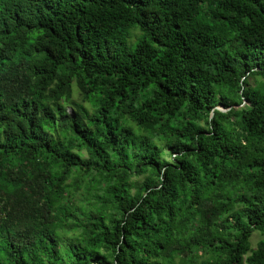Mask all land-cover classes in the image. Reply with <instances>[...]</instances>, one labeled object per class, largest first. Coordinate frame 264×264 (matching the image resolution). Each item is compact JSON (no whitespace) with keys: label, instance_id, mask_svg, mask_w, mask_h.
Wrapping results in <instances>:
<instances>
[{"label":"clouds","instance_id":"clouds-1","mask_svg":"<svg viewBox=\"0 0 264 264\" xmlns=\"http://www.w3.org/2000/svg\"><path fill=\"white\" fill-rule=\"evenodd\" d=\"M123 39L126 53L135 56L146 36L139 27L129 25ZM239 47L237 44L235 49L229 46L227 50L235 55ZM236 59V63L219 75L215 68H208L206 80L192 81L198 84L197 88L188 90L185 85H179L182 99L171 100L160 95L159 88L155 87L156 80H151L149 87L138 89L119 110L108 102L109 85L88 83L86 70L80 64L65 61L54 66L57 74L50 76L46 85H41L40 77L25 69L21 81L9 86L10 120L0 126V133L10 128L17 134L19 143L23 139L20 127L24 135L37 132V128L30 125L32 121L35 125H43L39 129L42 136L44 132L51 134L46 143L51 138L62 143L51 145L59 154L58 160L39 150L29 152L18 148L14 153L0 150V157L10 161L6 171L11 173L16 184L13 190L0 185V258L6 260L11 251L8 247L10 233L12 242L20 249L14 259L21 264L23 261L28 264H76L74 253L83 252L81 245L95 247L111 264H117L116 257L124 245L120 232L125 227L122 209L139 204L145 197L151 199L148 187L163 184L157 167L174 165L179 160L190 161L200 169L197 154H189L185 145L198 150L201 144H210L219 151L221 146L230 144L239 148V158H231L239 178L234 175L229 178L228 170L223 169L224 175L219 177L215 187L210 183L190 186L197 190L202 202L190 207L185 197L186 202L180 205L184 211L174 219L169 218L167 211L161 213L168 221L166 230L160 234L150 233L148 238L139 237L136 256L140 260H159L162 264H250V258L261 251L259 245L264 244V223L256 224L255 217L239 211L237 219L228 220L227 229L217 227L233 213L247 207L241 198L251 201L257 194L251 176L264 174V170L248 168L254 159L264 160V139L257 140L248 131L243 117L253 113V107L246 103L242 94L264 99V62L257 60L249 70L239 56ZM169 81L175 84L171 76ZM93 87L95 91L87 94ZM253 93H258L259 97ZM23 100L37 103L21 105L19 102ZM150 103L158 104L162 118H150L145 107ZM12 105L20 108L21 114L14 112ZM166 105L170 107L166 109ZM104 108L109 111L103 112ZM209 108L217 110L218 124L212 122ZM169 110L175 113L174 117H169ZM257 111L264 119V111L259 108ZM90 117L99 118L101 123H95ZM114 119L119 122L113 129L117 133L113 144L103 134V124H111ZM73 126L85 129L82 135L88 143L71 132ZM87 129L92 130L91 135ZM0 143L7 141L0 137ZM46 158L61 163L63 175L70 177L71 182L69 179L52 181L50 169L43 163ZM13 161L19 164L11 163ZM207 169V177L201 169V180L210 181L213 173L221 171L215 162H208ZM117 190L124 196L123 205L117 204L113 197ZM125 192L129 195L125 196ZM261 200L264 201V190ZM101 218L109 229L107 238L117 241L114 248L101 244ZM19 225H24L22 239L17 236ZM253 236L257 237L255 243ZM159 243L165 245L163 250L157 246ZM87 264L94 262L89 259Z\"/></svg>","mask_w":264,"mask_h":264},{"label":"trees","instance_id":"trees-1","mask_svg":"<svg viewBox=\"0 0 264 264\" xmlns=\"http://www.w3.org/2000/svg\"><path fill=\"white\" fill-rule=\"evenodd\" d=\"M129 25L139 27L146 36L135 56L125 51L127 45L123 36ZM237 44L240 46L239 51L233 55L227 49L229 46L235 49ZM237 56L245 62V69L249 70L250 65L257 60L264 62V0H0V113H3L0 114V126L10 120L9 86L21 81L25 69L40 77L41 85H46L49 77L57 74L54 66L65 61H71L73 65L80 64L86 70L88 83L109 85L108 102L119 110L120 105L130 101L138 89L149 87L151 80H156L155 87L159 88L160 95L171 100L182 99L179 85H185L188 90L197 88L198 84L192 81L206 80L208 68H215L219 75L237 62ZM170 76L175 84L170 83ZM63 84L64 81H61ZM245 87L249 88L250 85ZM92 91H95V87L87 90V94ZM242 94L246 103L253 107V113L243 117L248 131L257 140L264 139V119L257 111L258 108L264 111V99H252L247 93ZM253 96L259 97V94L253 93ZM19 103L27 105L37 101L23 100ZM145 107L152 120L162 118L158 104L150 103ZM169 107L166 105V109ZM12 110L21 114V109L15 105H12ZM102 111L107 113L109 109L104 108ZM208 111L212 113V122L218 124L217 110L209 108ZM168 115L172 118L175 113L169 110ZM90 118L97 124L101 123L99 118ZM118 122V119H114L111 124H103V134L113 144V138L117 135L113 129L117 128ZM30 125L36 127L37 132L24 135V129L20 127L23 139L19 143L17 134L6 128L0 137L7 143H0V150L4 153H14L18 148L29 152L39 150L58 160L59 154L51 145L62 141L51 138L46 143L45 140L51 134L44 132L42 136L39 129L43 125H35L32 121ZM84 131L78 126L71 128V132L81 140H85L82 135ZM87 131L92 134L91 129ZM215 138L218 141L220 137L217 135ZM85 143L88 141L85 140ZM89 148L95 151L92 144H89ZM185 151L197 154L200 169L190 161L179 160L174 165L157 167V172L162 174L163 184L148 187L151 199L145 197L139 204L122 209L125 227L120 232L124 245L116 257L117 264H162L159 260H140L136 256L140 246L139 237L148 238L150 233L164 232L168 221L160 214L167 211L169 218L174 219L179 212L184 211L180 205L186 202L185 197L190 201V207L200 204L202 197L190 186L210 183L215 187L219 177L224 175L223 169L228 170L229 178L232 175L239 178L231 159L239 158V148L229 144L217 151L214 145L201 144L198 150L185 145ZM257 151L259 153L260 149ZM57 160L46 158L43 162L50 169L51 180L62 182L69 179L71 182L70 177L63 175V165ZM208 162H215L221 171L213 173L210 181L201 180V169L204 176H208ZM9 163L6 157H0V185L13 190L16 184L11 173L6 171ZM11 163L19 164V161ZM252 167L264 170V160L254 159L248 165V168ZM250 179L257 194L251 201L242 197L247 207L233 213L217 225L218 228L227 229L228 220L237 219L239 211L255 217L256 224L264 223V201L261 200L264 174L259 177L253 174ZM126 195L129 193L125 192ZM113 197L117 204H124V196L119 195L118 190L113 192ZM96 227L94 224L93 228ZM23 229L24 225H19L17 229V236L21 239L24 238ZM99 230L103 233L101 244L114 248L117 241L107 238L109 229L103 224V218L99 222ZM133 237L137 239L133 240ZM12 241L9 233L8 247L11 251L7 253L6 260L0 258V264H21L20 260L14 259L20 249ZM157 246L161 250L165 247L163 243ZM80 247L84 250L74 253L76 264H87L89 259L94 264H111L95 247ZM259 247L261 251L250 258V264H264V244ZM145 253L148 254V249H145ZM22 264H28V261Z\"/></svg>","mask_w":264,"mask_h":264},{"label":"rangeland","instance_id":"rangeland-1","mask_svg":"<svg viewBox=\"0 0 264 264\" xmlns=\"http://www.w3.org/2000/svg\"><path fill=\"white\" fill-rule=\"evenodd\" d=\"M256 239H257V237H256V236H253V237H252V241H253V243H255V242H256Z\"/></svg>","mask_w":264,"mask_h":264}]
</instances>
